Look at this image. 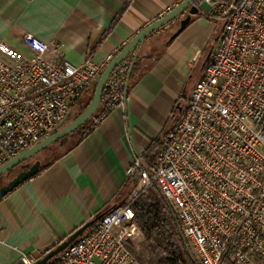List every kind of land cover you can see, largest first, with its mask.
Wrapping results in <instances>:
<instances>
[{
    "label": "built area",
    "instance_id": "1",
    "mask_svg": "<svg viewBox=\"0 0 264 264\" xmlns=\"http://www.w3.org/2000/svg\"><path fill=\"white\" fill-rule=\"evenodd\" d=\"M200 1L223 28L177 124L150 170L140 159L128 169L140 177L131 198L47 264H137L132 204L153 183L201 264H264V0ZM22 45L0 39V166L58 129L114 57L76 64L31 33ZM133 62L128 55L108 77L95 124L126 102ZM35 260L22 253L20 264Z\"/></svg>",
    "mask_w": 264,
    "mask_h": 264
},
{
    "label": "crops",
    "instance_id": "2",
    "mask_svg": "<svg viewBox=\"0 0 264 264\" xmlns=\"http://www.w3.org/2000/svg\"><path fill=\"white\" fill-rule=\"evenodd\" d=\"M180 2L0 0V39L25 52L22 39L31 33L60 46L76 64L88 57L104 63ZM191 20L175 38L180 19L150 35L136 58L126 102L97 124L93 117L77 144L71 137L53 143L50 148L68 146L0 199V264H20L22 253L42 257L95 215L131 198L138 185L132 176L139 175L128 169L137 159L143 164L152 143L175 127L221 36L223 25L207 4Z\"/></svg>",
    "mask_w": 264,
    "mask_h": 264
},
{
    "label": "trees",
    "instance_id": "3",
    "mask_svg": "<svg viewBox=\"0 0 264 264\" xmlns=\"http://www.w3.org/2000/svg\"><path fill=\"white\" fill-rule=\"evenodd\" d=\"M213 1L221 2L234 0ZM214 20L220 22V19L216 18ZM221 25H223L222 22ZM136 65L137 60L129 73L127 93L131 85L135 82L137 75ZM95 84L96 83L87 91L89 96L85 101L82 100L83 96L78 100L77 105L79 104L81 111L78 112L77 115H79L90 103ZM92 119L88 120L77 131L57 142L65 141L71 137L74 139L73 145L77 144L89 130ZM161 144L162 142L156 141L152 143L151 147L145 152L143 156V166L147 170H150L151 165L155 161ZM51 146L52 144L47 148ZM46 166L47 164H44L40 171L44 170ZM13 170L9 171L6 175H9ZM132 179L135 184H138L140 177L132 176ZM132 206L135 210L136 220L142 231V238L137 245L128 244L127 247L134 256L137 264H201L192 254L189 241L183 235L182 223L178 214L156 183H153L144 192L135 197ZM97 223H95L91 229L94 228Z\"/></svg>",
    "mask_w": 264,
    "mask_h": 264
},
{
    "label": "water",
    "instance_id": "4",
    "mask_svg": "<svg viewBox=\"0 0 264 264\" xmlns=\"http://www.w3.org/2000/svg\"><path fill=\"white\" fill-rule=\"evenodd\" d=\"M204 5L205 3L200 0H182L176 7L169 10L165 15L156 19L136 33V35L105 66L101 75L96 81L90 103L79 115L74 118H72V116H68L58 129L52 131L49 135L45 136L31 147L19 152L16 156L0 166V199L10 193L13 189L17 188L23 182L40 172L41 161L35 160L31 163L30 159L35 157L51 144L77 131L88 120L92 119L96 115L101 105V99L108 77L122 60H124L128 55L133 54L135 49L138 47L134 57L135 62L141 47L150 35L155 33L157 30L169 25L171 22L180 19V27L172 36V38H175L191 22L192 16L197 15ZM134 62L132 68L134 66ZM17 167H20V171L6 183H3V177L9 171ZM104 214L105 212L95 215L93 219L84 223L81 227L73 231L67 238L63 239L53 248L49 249L42 257L37 258L33 264H47L58 253L64 250L72 242L77 240L92 225L98 222Z\"/></svg>",
    "mask_w": 264,
    "mask_h": 264
},
{
    "label": "rangeland",
    "instance_id": "5",
    "mask_svg": "<svg viewBox=\"0 0 264 264\" xmlns=\"http://www.w3.org/2000/svg\"><path fill=\"white\" fill-rule=\"evenodd\" d=\"M220 29V28H219ZM215 42V40H214ZM91 94V93H90ZM89 96V93H84L83 97H82V100L85 101ZM78 102V101H77ZM80 107H79V104L74 106L73 110H72V118L76 117L78 112H80ZM68 145L65 144V145H55L53 146L52 148H50L49 150L45 151V152H42L41 154H39L38 156H35L33 157L32 159H30L31 162H34L36 159L40 158L41 159V163H46L48 162L50 159H52L53 157H55L56 155L60 154ZM20 171V167H17L16 169H14L7 177L3 178V183H6L9 179H11L13 176H15L18 172ZM142 238V234L137 237L135 239V241H133L132 244H135L137 245L138 242L141 240Z\"/></svg>",
    "mask_w": 264,
    "mask_h": 264
},
{
    "label": "flooded vegetation",
    "instance_id": "6",
    "mask_svg": "<svg viewBox=\"0 0 264 264\" xmlns=\"http://www.w3.org/2000/svg\"><path fill=\"white\" fill-rule=\"evenodd\" d=\"M72 113H73V112H71L69 116H72V115H73ZM31 163H32V162H31Z\"/></svg>",
    "mask_w": 264,
    "mask_h": 264
}]
</instances>
